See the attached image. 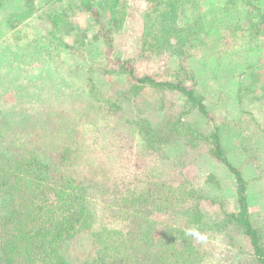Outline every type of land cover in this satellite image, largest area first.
Returning a JSON list of instances; mask_svg holds the SVG:
<instances>
[{
	"label": "rangeland",
	"instance_id": "374dc122",
	"mask_svg": "<svg viewBox=\"0 0 264 264\" xmlns=\"http://www.w3.org/2000/svg\"><path fill=\"white\" fill-rule=\"evenodd\" d=\"M28 1L34 12L29 18L22 19L26 0L0 7L1 149L13 158L39 156L51 184L62 175L91 184L87 200L98 226L124 227L110 212L112 193L119 195L126 187L143 190L152 179L170 178L172 185L154 190L175 195L182 212L197 205L208 224L198 225L203 240L192 236L201 264H258L241 231L232 226L226 231L211 228L225 211L238 209L236 173L204 144L192 147L183 136L165 139L156 151L146 150L131 120L139 117L157 125L173 114L175 119L196 122L206 134L220 126L228 157L247 181L253 223L264 241V25L256 24L264 14V0H239L238 7L224 8V14L212 7L226 0H198L203 32L213 26L210 18L217 21L216 31L205 32L204 43L182 56L141 47L146 0H121L126 19L114 34L112 48L95 18L98 10L109 18V11L94 1L92 10L81 0ZM260 5L263 9L257 11ZM53 10L61 22L68 19V29L57 20L52 27ZM117 55L134 62L141 76L184 82L187 89L196 90L205 109L198 104L191 111L185 105L187 96L178 90L144 86L135 91L130 87L133 79L113 67ZM99 90L121 109L106 105ZM185 177L201 192V199L177 197ZM175 206L164 203L153 209L150 215L158 231L166 223L186 220ZM88 234L83 231L64 241L63 253L84 260L91 253Z\"/></svg>",
	"mask_w": 264,
	"mask_h": 264
},
{
	"label": "trees",
	"instance_id": "16d2710c",
	"mask_svg": "<svg viewBox=\"0 0 264 264\" xmlns=\"http://www.w3.org/2000/svg\"><path fill=\"white\" fill-rule=\"evenodd\" d=\"M12 0H0V7ZM108 10L109 18L100 10L95 18L103 25L102 37L109 48L114 45V34L120 32L125 23V12L121 7V0H81L86 9H94L96 4ZM148 6L145 10V23L143 27L144 40L141 45L152 51H166L172 55H186L204 43L203 34H213L216 30L215 18H210L213 26L209 31L203 32V17L198 0H146ZM27 2V3H26ZM26 14L29 18L34 14L31 5L26 0ZM222 5L212 7L224 14V8L230 11L238 7L239 0H226ZM49 9V8H48ZM48 9L44 12L48 14ZM263 7L258 6L257 11ZM57 11V10H56ZM52 11L49 22L52 27L54 21H59L66 29L70 27L68 19L59 20V13ZM53 13V14H52ZM107 14V13H106ZM54 15V16H53ZM181 20L184 22L181 24ZM263 28L264 14L259 15L256 23ZM262 30V29H260ZM112 34V36H109ZM205 34V35H206ZM58 36V35H57ZM175 42L171 43L170 38ZM170 48H167V47ZM170 49V50H169ZM112 50V49H111ZM110 50V51H111ZM192 50V52H193ZM108 51V53L110 52ZM161 52V53H162ZM191 52V55H192ZM113 67L117 72L126 74L130 80V87L135 91L146 87L170 88L178 90L186 99L191 111L198 108L205 109V104L199 102L196 90L187 89L184 82L158 81L151 75H139L136 65L124 56L117 55L112 59ZM98 95L104 96L103 91ZM98 100V99H97ZM100 101V100H99ZM106 105L121 109V104L108 97H102ZM189 108V109H190ZM173 114H167L164 121L154 125L150 120L141 118L131 120L136 123L137 133L145 149H158L165 139L183 136L190 146L204 144L208 152L218 161L223 162L232 172L236 173L238 181V209L225 211L224 218L214 225L226 231L232 226L234 231H241L248 239L253 250V256L258 264H264V241L261 229L253 223V214L247 195V181L239 169L228 157L222 139V128L215 127L209 134L200 131L199 124L194 121H182L181 117L175 119ZM202 115V114H201ZM167 122V123H166ZM167 126V127H164ZM169 126V127H168ZM168 128V129H167ZM163 130L168 132L161 133ZM164 138V140H163ZM0 146V264H199L200 259L194 246L190 229L198 231V225L207 226L202 219L201 209L194 208L182 212L175 203L176 196L157 193L154 188L172 185L170 178L150 180L149 186L143 190H133L126 187L121 194H111L110 212L114 219L124 222L122 228L98 226L94 221L95 213L91 211L88 202V190L91 184L78 177L62 175L51 184L45 180V164L39 156L30 158L23 154L17 158L10 157ZM160 148V147H159ZM35 152L29 151V154ZM178 184L176 195L179 198L190 197L201 199L202 195L190 181L184 178ZM184 190H180V189ZM46 188L49 191H46ZM156 201L157 205L152 203ZM176 205V213L183 214L186 220L180 225L175 222L166 223L158 231L157 221L150 215L153 209H159L163 204ZM95 223V224H94ZM89 234L91 253L84 259H70L62 251V244L80 232ZM200 235V234H199ZM160 236V237H159ZM201 264V263H200Z\"/></svg>",
	"mask_w": 264,
	"mask_h": 264
},
{
	"label": "clouds",
	"instance_id": "9594fccd",
	"mask_svg": "<svg viewBox=\"0 0 264 264\" xmlns=\"http://www.w3.org/2000/svg\"><path fill=\"white\" fill-rule=\"evenodd\" d=\"M189 235L197 236L199 239L203 240L204 237L200 236L199 233L195 229H190L188 232Z\"/></svg>",
	"mask_w": 264,
	"mask_h": 264
}]
</instances>
